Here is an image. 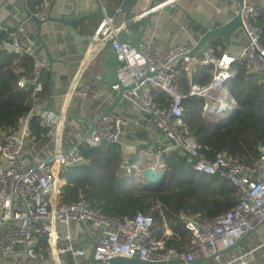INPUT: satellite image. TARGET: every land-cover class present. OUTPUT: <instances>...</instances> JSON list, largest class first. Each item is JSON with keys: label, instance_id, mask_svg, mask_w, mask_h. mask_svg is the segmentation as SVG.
<instances>
[{"label": "built area", "instance_id": "2783aa9c", "mask_svg": "<svg viewBox=\"0 0 264 264\" xmlns=\"http://www.w3.org/2000/svg\"><path fill=\"white\" fill-rule=\"evenodd\" d=\"M168 1L159 2L151 11ZM121 7L117 6L116 12ZM259 7H264V0H243L242 7L237 9L242 24L239 30L245 36V44L237 55L225 50L219 52V47L211 43L206 44L203 52L194 54L195 43L192 42L155 46L153 31L145 32L137 48L131 47L117 38L122 24L116 26L114 17L103 16L90 35L80 60L76 75L109 43L117 61L111 89L117 92L124 87L121 101L128 104L132 112L151 120L160 134L169 140L166 150L174 149L186 157L192 170L217 175L237 188L238 203L213 219L179 216L191 234L190 242L182 249L166 246L151 237L153 220L150 215H107L92 208L82 193L75 201H59L61 188L66 183L61 172L84 162L81 146L123 144V116L114 108L106 116L97 117L89 135L77 134L72 144L63 148L66 112L59 108L53 113L45 109V101L36 97L43 89L39 43L26 34L25 20L16 26L17 33H9L2 39L4 50L29 55L33 67L17 80L19 89L31 87L32 105L19 117L16 130L0 133V256L5 258L15 254L36 260L35 233H40L48 245V264H65V254H70L73 264H111L116 256L138 257L148 264H175L171 261L191 264L196 258L207 257L233 245L248 232L260 231L259 243L247 249L240 245L213 258L218 264H251L255 251L264 246V146H258L259 156L253 164L231 159L225 152H218L209 160L200 156L196 140L181 127L180 119L186 96L201 97L202 114L211 118L216 126L236 113L239 105L226 90L225 82L232 77L231 65L237 59L243 60L248 72L261 76L264 82V47L253 22ZM148 12L149 9H144L134 19L141 22ZM15 16L16 12L0 7V32L7 30V19ZM179 66L185 72L187 93L180 90L176 81ZM198 66L210 68L211 78L204 86L193 80V72ZM154 91L164 94V103L155 101ZM34 116L40 118L43 127L50 129L47 137L52 141V149L49 152L47 144L35 150L29 141L28 126ZM132 123L137 125L138 120ZM28 145L34 151V154L30 153L33 162L26 158L30 152ZM39 151L51 156L46 154V158H40ZM160 154L150 165L154 170H163ZM123 168L125 174L134 170L139 176L143 169L139 164ZM79 222L84 223L88 236L96 242L93 261L87 260L89 251L80 245L85 235L81 240L76 239L71 231V225H79ZM79 229L84 234L80 226Z\"/></svg>", "mask_w": 264, "mask_h": 264}, {"label": "trees", "instance_id": "16d2710c", "mask_svg": "<svg viewBox=\"0 0 264 264\" xmlns=\"http://www.w3.org/2000/svg\"><path fill=\"white\" fill-rule=\"evenodd\" d=\"M45 1L24 0V6L31 13L43 16ZM257 10L258 16L253 22L264 47V7ZM9 33L8 29L0 32V133L16 130L19 117L32 105L31 87L21 90L17 80L22 73L31 72L33 59L27 54H14L2 48V39ZM211 44L219 47V52L226 49L223 43ZM231 70L233 75L225 82V88L241 108L238 117L218 128L211 118L202 114L203 99L186 96L182 103L181 127L196 140L200 156L212 160L216 153L225 152L231 159L253 164L259 156L258 146H264V82L261 76L248 72L243 60L233 62ZM210 78L209 67L195 68L193 80L196 83L204 86ZM176 81L180 90L187 93L185 72L180 66ZM49 92L48 86L43 84L36 97L47 102ZM154 95L157 103H164L162 92L154 91ZM28 127L30 143L47 140L50 129L41 125L39 117H32ZM143 148L144 145H138L132 158H128L130 164L136 161ZM80 150L84 162L61 172L66 183L61 188L59 201H75L82 193L92 208L107 215H150L153 220L151 237L166 246L182 249L190 242L191 234L179 219L180 215L210 220L233 208L239 200L235 186L217 175L192 170L187 158L174 149L160 154L166 175L157 189H145L142 176L134 170L129 174L121 171L123 159L119 144L83 145ZM165 225L171 231L168 236L163 234ZM35 235L36 257L43 264L44 257L40 254L48 251V245L44 235Z\"/></svg>", "mask_w": 264, "mask_h": 264}, {"label": "crops", "instance_id": "0c3cea01", "mask_svg": "<svg viewBox=\"0 0 264 264\" xmlns=\"http://www.w3.org/2000/svg\"><path fill=\"white\" fill-rule=\"evenodd\" d=\"M129 1L46 0L43 7V16L40 17H46L49 11L51 16L73 12L71 17H79L84 14L93 13L100 8L103 11V16L114 17V24L119 26L124 19V14L115 12L114 16L112 13H106V8L124 7ZM161 1L163 0H138L132 10L134 13H139L144 9H148L152 4L156 6ZM0 7L4 11L16 12L14 18L9 17L7 19L5 27L10 30L11 34L17 33L16 26L25 17L24 0H0ZM237 9L238 4L236 0H169L151 11L150 23L146 31L147 33L152 31L155 33L153 44L155 46L164 47L178 43H196L202 34L198 23L207 28H212L232 18L236 14ZM99 18L94 15L75 23L73 29L80 36L78 39L71 33L64 32V25L61 23L46 22L41 26V37L46 42L49 52L55 61L52 64L50 79L48 60L41 58L43 67L41 69L40 80L48 86L50 91V99L46 104H50V108L57 110V112L59 108H63L66 112L62 131L63 148L72 144L77 134H84L89 128V122H94L97 117L101 116L106 106L114 100L117 94L116 91L111 89V84L115 81V57L110 46H105L76 75L82 54L87 45V37L92 34ZM140 25V21H137L134 27ZM23 26L26 34L34 37L36 32L34 21L32 19L25 20ZM244 44L245 36L238 30L233 34L230 44L225 45V51H228L232 55H237ZM38 52L41 57L42 47L40 44ZM50 80L52 84H50ZM116 108L120 110L125 122L122 134L123 144L120 145L123 159V164L121 165L122 172L124 171L123 166L126 165L139 164L143 168L150 166L159 152L173 150H166L170 145L169 140L160 134L153 122L147 119V117L139 116L135 112H132L130 106L121 100ZM133 120H138V124L133 125ZM51 142L50 138L47 137L45 142L31 144L35 150H39L47 144L46 149L49 152L52 149ZM158 143L160 144L158 145ZM138 145H144L145 148L139 150L136 161L130 164L128 158H132V154L135 153ZM30 153L34 154V151L30 149L26 158L30 162H33ZM46 154L51 156L50 153L39 151L40 158H46ZM142 179L144 183L142 184L145 186L146 181L143 177ZM79 226L72 224L71 231L76 239L81 240L84 234L79 229ZM163 234L165 236L171 234L170 229L166 225ZM260 235V231L248 234L243 239L241 245L244 249H247L249 246L259 243L261 241ZM84 237L80 241V245L90 253L92 239ZM40 256L44 257V253L40 254ZM47 256L46 252L43 264L48 260ZM63 258L65 264H73L70 254H65ZM263 260L264 246L255 251L254 260L251 264H263ZM11 261H14L15 264H28V262L38 264L36 260L24 259L20 255L13 254L5 258L0 256V264H10ZM201 264H218V262L212 259Z\"/></svg>", "mask_w": 264, "mask_h": 264}, {"label": "water", "instance_id": "95a60500", "mask_svg": "<svg viewBox=\"0 0 264 264\" xmlns=\"http://www.w3.org/2000/svg\"><path fill=\"white\" fill-rule=\"evenodd\" d=\"M238 4V9L242 7L243 0H236ZM138 0H130L124 7L122 6L117 12H121L124 14V19L120 23L122 24V29L119 32L117 38L120 42L122 43H128L131 47L137 48L140 42L142 41L146 29L150 23L151 19V9L155 6L152 4L148 9L149 12L147 15L144 17V19L141 21V25L139 27H134L136 20L134 19L135 15L138 13H134L132 9L136 6V3ZM25 9V17L24 20L32 19L35 23L36 27V32L34 35V39L37 40V42L40 44L42 47V53H41V58H46L48 60V68L50 72V79H51V69H52V64L55 61L53 56L50 54L48 46L46 42L43 40L41 37V26L42 24L46 22H56V23H61L64 25V32H69L73 36H75L77 39L80 37L78 34L73 29V25L79 21H82L84 19H87L88 17L91 16H98V17H103V11L98 8L95 12L89 13V14H84L79 17H71L73 12L71 13H60L58 16H51V13L49 11L48 15L46 17H39L36 16L35 14L31 13L24 7ZM51 10V9H50ZM116 12V8H106V13H112L114 14ZM198 26L200 27L202 34L195 43V46L192 50V53H201L205 50L206 44L209 42H218V43H223L224 45H229L230 40L233 36V34L238 31L239 29L242 28L241 24V19H240V12L239 10L236 12V14L230 18L229 20L220 23L212 28H207L202 24L198 23ZM87 39H90V36L87 37ZM109 46V43H107ZM115 57V56H114ZM117 68V61L116 59L114 60V69L116 72ZM50 84H52V81L50 80ZM132 86H129L131 88ZM124 90V87H120L119 90L117 91V94L114 98V100L106 106L104 111L102 112L100 117L106 116L108 113H110L121 100V95L122 91ZM45 109L49 111H53L54 113L57 112V110H54L50 108V104L46 105ZM241 112V108L238 107L236 113L230 117V119L225 122V123H220L217 125L218 128H222L229 123H231L233 120H235L238 115ZM79 118V117H77ZM94 126V122H89V128L85 132V136L89 135L91 132L92 128ZM166 172L165 170H154L150 166H147L142 169L141 176L145 179L146 185L144 186L145 189H157L159 188L164 179H165ZM80 227L84 230V235L89 239L90 237L88 236V233L86 231L85 225L83 222H79ZM249 234L246 233L243 237H241L239 240H237L233 245L226 247L225 249L219 251L218 253L209 255L207 257H200L196 258L195 260L192 261L191 264H201L207 261L212 260L215 256L224 254L226 252L232 251L235 247H238L241 245L243 239ZM96 242L91 240V248H90V253L88 256V261H93V252L95 248ZM38 264H41L38 259H36ZM179 261H171L170 263H178ZM111 264H148V262L140 260L138 257H124V256H116L111 260Z\"/></svg>", "mask_w": 264, "mask_h": 264}, {"label": "rangeland", "instance_id": "374dc122", "mask_svg": "<svg viewBox=\"0 0 264 264\" xmlns=\"http://www.w3.org/2000/svg\"><path fill=\"white\" fill-rule=\"evenodd\" d=\"M157 143V142H156ZM154 144V143H153ZM160 143H158V145H159ZM28 147H29V145H28ZM29 149H30V147H29ZM144 184V183H143ZM44 257H45V254H44ZM43 258V257H42ZM47 258H48V256H47ZM50 261L49 260H47L46 262H45V264H48ZM10 264H15V262L14 261H11V263ZM28 264H35V263H31V262H28ZM178 264H180V263H178Z\"/></svg>", "mask_w": 264, "mask_h": 264}, {"label": "flooded vegetation", "instance_id": "af4514ba", "mask_svg": "<svg viewBox=\"0 0 264 264\" xmlns=\"http://www.w3.org/2000/svg\"><path fill=\"white\" fill-rule=\"evenodd\" d=\"M36 15V14H35Z\"/></svg>", "mask_w": 264, "mask_h": 264}]
</instances>
